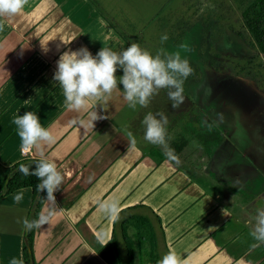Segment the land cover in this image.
I'll return each mask as SVG.
<instances>
[{
    "label": "crops",
    "instance_id": "obj_1",
    "mask_svg": "<svg viewBox=\"0 0 264 264\" xmlns=\"http://www.w3.org/2000/svg\"><path fill=\"white\" fill-rule=\"evenodd\" d=\"M218 10L219 17L232 21L225 15V0H29L19 14L0 18L5 24L0 32V163L9 165L22 158L12 121L32 111L51 129L55 141L42 149H29V156L41 158L42 150L64 174L54 194L55 205L44 201L38 212L53 209L55 215L49 225L34 229L36 264H107L97 250L109 239L113 220L98 210L97 203L109 197L118 199L121 209L144 204L148 209L141 211L157 217L159 259L171 249L188 258L189 264H264V244L253 247L257 241L249 234L252 225L242 214V203L235 202L243 194L226 193L233 200L227 206L218 193L205 191L192 180L183 169L194 162L195 157L184 152L191 141L186 139L179 152L173 153L181 160L177 164L161 153L159 145L144 139L142 121L149 112L167 116L169 137L186 136L196 128L191 109L198 103L197 97L192 98L198 69L192 60L181 55L188 59L192 73L184 80V102L177 112H172L177 108L171 106L169 89H163L167 110L139 105L133 110L123 99V85L106 102L90 101L88 109L80 112L68 110L62 89L53 79L64 51L86 47L96 55L103 46L120 51L135 42L155 55L157 44V50L150 48L155 34L172 39L174 33L185 34L186 27ZM249 38V45L254 46ZM254 52L260 54L257 49ZM122 74V70L116 73ZM222 99L223 95L221 103ZM92 110L107 117L94 121V127L89 119ZM129 131L137 141L135 148L129 146ZM201 132L202 163L214 173L209 161L226 147L222 143L226 132L203 127ZM243 181L250 182L247 177ZM20 189L23 199L16 203L14 194ZM30 197L29 187L0 196V264L21 258L23 227L18 221L26 217Z\"/></svg>",
    "mask_w": 264,
    "mask_h": 264
},
{
    "label": "rangeland",
    "instance_id": "obj_2",
    "mask_svg": "<svg viewBox=\"0 0 264 264\" xmlns=\"http://www.w3.org/2000/svg\"><path fill=\"white\" fill-rule=\"evenodd\" d=\"M225 1V15L232 21L219 17L218 10L214 16H205L201 23L193 22L186 27L185 34L177 36L174 33V38H168L163 44L161 36L155 34L150 48L157 50V44L158 49L180 51L198 69V80L192 88V98L197 97L198 103L191 109L196 114L193 121L196 130H188L186 136L170 137L179 142L182 138L191 141L184 152L195 157L194 162L193 165L185 164L183 169L188 170L192 180L202 189L218 193L219 200L227 206H231L233 200L226 198V193H242L243 199L235 202L242 203V214L253 226L257 210L264 209V52L257 55L255 47L249 45V34L243 24H239L241 4L237 5V0ZM248 1L243 0L244 3ZM181 44H186L188 49H180ZM202 90L204 92L198 97ZM166 98L163 89L159 90L145 109L160 106L167 110ZM177 111L179 108L172 112ZM202 127L226 132L222 139L226 147L217 152L216 161H209V169L214 173L202 163ZM246 177L250 182L243 181ZM241 179L242 185L239 184Z\"/></svg>",
    "mask_w": 264,
    "mask_h": 264
},
{
    "label": "clouds",
    "instance_id": "obj_3",
    "mask_svg": "<svg viewBox=\"0 0 264 264\" xmlns=\"http://www.w3.org/2000/svg\"><path fill=\"white\" fill-rule=\"evenodd\" d=\"M29 0H0V18H10L19 14ZM5 24L0 19V32ZM111 35V30L109 31ZM108 36L105 40H108ZM168 40L167 34L161 36V43ZM180 49L187 50L186 44H181ZM118 70L122 75L117 76ZM192 73L188 59L182 58L180 51L168 52L160 48L153 55L139 43H132L127 48L115 51L111 47L103 46L96 55L86 47L78 50L64 51L58 61L53 79L58 82L64 97V106L68 110L80 112L87 110L90 101H107L114 91L123 85V99L129 108L135 110L137 105L147 107L151 98L161 89H169L168 97L172 101V108L176 109L184 102L183 83ZM96 107V106H95ZM95 110L89 112L90 124L94 121L106 119ZM17 135L21 141V150L32 148L42 149L44 144L54 143L55 138L50 128L44 127L40 117L32 111L23 115H16L13 119ZM76 123V121H73ZM81 124L84 121H80ZM145 126L144 139L151 144L159 145L165 149V155L170 160L179 164V158L173 155V150L168 147L166 125L167 116L164 113H147L142 121ZM129 146L136 147L137 141L132 132L127 133ZM35 170L30 171L31 165L20 163L19 171L24 176H35L39 180L36 191H46V202L55 205V192L61 188L64 174L58 170L55 161L44 156L41 150V159L35 163ZM23 199V189L14 194V201L19 203ZM98 210L112 220L119 219L121 211L120 201L109 197L97 203ZM55 215L53 209H42L37 219L29 220L24 217L23 230L31 232L49 225ZM251 224V221H249ZM250 236L257 241L253 247L264 244V209H258L255 224L252 226ZM9 264H24L23 258L13 257ZM156 264H189L188 258H182L176 251L169 249Z\"/></svg>",
    "mask_w": 264,
    "mask_h": 264
},
{
    "label": "trees",
    "instance_id": "obj_4",
    "mask_svg": "<svg viewBox=\"0 0 264 264\" xmlns=\"http://www.w3.org/2000/svg\"><path fill=\"white\" fill-rule=\"evenodd\" d=\"M238 4H241L239 15L243 26L254 41L256 49L264 52V0H249L246 3L237 0ZM167 137L168 147L174 154L178 153L185 140L182 138L179 142ZM161 153L165 154L163 150ZM39 159L41 158L27 156L9 165L0 163V196L18 188H30L31 197L26 212L29 220L37 219L47 193L37 192V177L24 176L19 171V165H31L30 171H34ZM141 208L147 207L139 203L126 206L121 209L119 219L113 220L109 239L97 250L107 264H156L159 259V222L154 214L143 212ZM33 234L34 229L27 233L23 230L20 256L24 264H36L32 252Z\"/></svg>",
    "mask_w": 264,
    "mask_h": 264
},
{
    "label": "built area",
    "instance_id": "obj_5",
    "mask_svg": "<svg viewBox=\"0 0 264 264\" xmlns=\"http://www.w3.org/2000/svg\"><path fill=\"white\" fill-rule=\"evenodd\" d=\"M20 152L22 154V157H27L29 156V149L28 150H21V146H20Z\"/></svg>",
    "mask_w": 264,
    "mask_h": 264
}]
</instances>
